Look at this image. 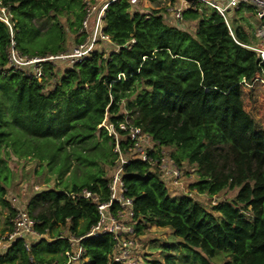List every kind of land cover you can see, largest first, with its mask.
I'll use <instances>...</instances> for the list:
<instances>
[{
    "label": "trees",
    "instance_id": "16d2710c",
    "mask_svg": "<svg viewBox=\"0 0 264 264\" xmlns=\"http://www.w3.org/2000/svg\"><path fill=\"white\" fill-rule=\"evenodd\" d=\"M1 1L12 14L14 40L22 54L67 50L58 26H51L48 33L56 30L36 43L40 32L33 23L62 12L74 17V43L83 39L78 33L82 0ZM191 4L197 7L195 1ZM200 7L184 11L190 26L183 30L168 21L162 9L138 7L131 12L126 0L113 2L105 12L103 30L118 48L105 56L96 50L75 64L46 63L41 78L6 67L10 35L0 21V153L43 159L40 140L53 143L52 163L66 146L104 147L107 154L89 157L76 151L75 159L99 167L98 158L112 169L117 157L114 139L98 126L105 113L116 127L125 119L156 142L158 149L151 154L170 148L177 164L194 168L197 177L189 190L211 197L237 189L231 201H220L209 211L188 194L171 195L157 169L130 159L123 165L122 179L137 219V235L147 226L170 227L183 240L179 244L205 254L195 252L201 264H210L208 258L217 250L228 251L222 264H264V59L242 46L254 38L241 25L231 27L232 37L215 9ZM120 146L124 149L125 143L120 141ZM109 177L99 168L71 188L33 193L25 209L36 229L51 239L36 241L30 252L16 240L0 252V264H62L69 242L58 229L68 226L81 236L99 218L93 203L71 194L87 188L106 201ZM10 179L11 170L0 154V202L7 207V222L16 213L3 199ZM81 245L87 258L83 264H119L109 260L110 235L87 237ZM161 246L170 250L177 245ZM143 264L174 261L166 255L163 261Z\"/></svg>",
    "mask_w": 264,
    "mask_h": 264
},
{
    "label": "built area",
    "instance_id": "2783aa9c",
    "mask_svg": "<svg viewBox=\"0 0 264 264\" xmlns=\"http://www.w3.org/2000/svg\"><path fill=\"white\" fill-rule=\"evenodd\" d=\"M116 1L119 0H82L84 16L78 29V33L83 37L82 41L75 44L70 51L66 50L59 54H48L45 56H28L17 49L14 40V24L11 20L12 14L9 8L0 0V21L8 27L10 35L6 67L22 71L28 76L41 78L44 75L43 66L46 63L53 65L63 62L75 64L90 56L92 52L103 48L104 44H113L110 36L103 29L105 12L111 3ZM126 1L131 5V12L136 11L138 7H152V0ZM192 1L215 9L223 18L231 35L228 14L232 10L249 7L255 19V24L250 30L257 38V42L254 44L242 43V46L256 52L261 59H264V0ZM155 6L157 7L156 9L164 10L163 13L168 21L175 25L178 24L183 30L190 26L189 22L184 19V11L186 9H197L191 4V0H161ZM192 28L194 29L193 26ZM117 48L115 46L113 50ZM107 118V113H105L99 127L105 128L107 134L114 139L112 151L117 154L109 177L108 199L103 201L98 193L87 188L71 194L72 198L81 197L93 203L96 206L99 218L89 231L81 236H75L70 232L69 227L65 226L60 233V237L68 240L69 250L65 251L62 264H83L87 258H85V249L81 245V240L87 237H97L101 234L110 235L113 241L111 253L109 254L110 261L119 264H143L144 262L136 248V241L139 236L135 231L137 219L134 217L131 199L124 195L123 165L130 159L137 158L146 162L151 168L157 169L165 181L173 186H179L182 179L180 165L169 154L167 155L164 152V147H160V151L157 154H151V152H155L158 149V146L149 134L140 127L130 124L125 119L118 122L116 127ZM122 131L123 133H121ZM120 141L125 143L124 149H121ZM47 188L50 187L45 189ZM13 208L16 213L9 219V228L0 238V248L9 247L16 240H21L23 248L30 252L32 244L36 241L41 238L51 239L47 232L42 233L36 229L35 220L28 215L25 208ZM30 261H33L31 257ZM52 264L58 263L54 261Z\"/></svg>",
    "mask_w": 264,
    "mask_h": 264
},
{
    "label": "rangeland",
    "instance_id": "374dc122",
    "mask_svg": "<svg viewBox=\"0 0 264 264\" xmlns=\"http://www.w3.org/2000/svg\"><path fill=\"white\" fill-rule=\"evenodd\" d=\"M161 0H152V5H158ZM231 24L236 26L237 24L244 25V29H249V25L244 18H239L238 14H228ZM238 18V19H237ZM74 17L72 14L67 15L65 12L57 15V18L53 16L42 17L33 21L35 27L39 30V36L36 43L41 44L50 35L51 31H55L60 28L64 35V45L69 48V51L75 45V28L71 25ZM239 20V21H238ZM239 22V23H238ZM71 26H70V25ZM53 26L56 29H52L49 33L48 29ZM58 26V28H57ZM113 46L104 44L103 48H100V53H104V56L109 52ZM114 48V47H113ZM67 62L61 63L65 65ZM99 127V126H98ZM42 145L41 152L39 153L43 159L34 157L30 159L18 158L12 154L8 157L5 156L4 151H1V157L6 158V163L11 170V179L8 184L5 185L6 194L3 199L9 201L10 205L17 209L25 208V205L30 196L46 187H56L58 189H68L74 183H82L84 178L89 175L90 172L96 171L101 168L106 172L109 177L112 173L111 166L104 164L101 159L97 158L98 166L89 165L82 159H75L76 151H81L84 155L89 157L100 152L107 154V149L104 147L97 148H81L77 146H66L56 153L54 162L49 163V154L55 152L53 143L43 144L40 140L38 142ZM170 148L164 147V152L168 155ZM49 163V164H48ZM182 179L179 186L175 189L172 185L165 182L166 187L171 195L188 194L195 200L201 202L206 209L211 211V207L220 201H231L237 189L229 190L224 189L220 193L214 196H208L206 194H198L189 190L190 182L194 181L197 177L194 168L188 165L186 162L180 164ZM38 187V188H37ZM7 207L0 202V238L6 233L9 228L7 222ZM64 227L59 228L61 232ZM175 246L170 250L162 248L161 244H171ZM177 243V244H176ZM183 240L172 234L170 227H155L147 226L141 235L137 237L136 245L139 255L143 262L146 260H159L163 261L166 255H172L174 264H201V257L196 255L195 252H199L202 256H205L198 248H189L184 246ZM4 247L0 248V252L4 251ZM227 250H217L212 258H208L210 264H222L227 260ZM9 264H19L18 261H14Z\"/></svg>",
    "mask_w": 264,
    "mask_h": 264
},
{
    "label": "crops",
    "instance_id": "0c3cea01",
    "mask_svg": "<svg viewBox=\"0 0 264 264\" xmlns=\"http://www.w3.org/2000/svg\"><path fill=\"white\" fill-rule=\"evenodd\" d=\"M201 5H203V4H197V9H198V11H201ZM205 6V5H204ZM153 7H155V9L157 8L155 5H152V7H143V8H146V9H153ZM209 7V6H208ZM237 10V9H236ZM230 13H233V14H238L239 15V18L241 19V18H244V19H246V21H247V23H248V25H249V29L251 28V27H253V25L255 24V19H254V17H253V15L251 14V11H250V8L249 7H245V8H243V9H239V11L238 12H235V10L233 11H231ZM238 19V18H237ZM228 20H229V23H230V28L231 27H233V25L231 24V21H230V18H229V16H228ZM239 21V20H238ZM225 23V22H224ZM239 23V22H238ZM226 25V24H225ZM239 25H241V24H239ZM242 26V28L244 29V27H246V26H244V25H241ZM228 29V28H227ZM246 32H247V34H248V36H250L251 38H254L253 40H251L249 43H247V44H254V43H256L257 42V38L253 35V32L252 31H250L251 33H249L248 32V30L247 29H244ZM229 31V30H228ZM231 32H232V28H231ZM230 33V32H229ZM231 35V34H230ZM232 35H233V32H232ZM231 35V36H232ZM233 37V36H232ZM113 47H115V45L114 44H111ZM111 48V49H109V51H111V50H113L114 48ZM67 50H69V48H67ZM183 164V163H182ZM177 186H173L172 185V188L173 189H175ZM202 195V194H201ZM7 247H5L4 249H6Z\"/></svg>",
    "mask_w": 264,
    "mask_h": 264
}]
</instances>
